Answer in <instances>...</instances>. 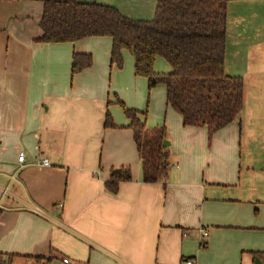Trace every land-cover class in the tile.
<instances>
[{
    "label": "crops",
    "instance_id": "1",
    "mask_svg": "<svg viewBox=\"0 0 264 264\" xmlns=\"http://www.w3.org/2000/svg\"><path fill=\"white\" fill-rule=\"evenodd\" d=\"M78 1L148 21L158 3ZM42 16L40 2L0 0V257L9 264L264 260V0H229L225 70L244 80V107L240 122L211 140L207 128L183 125L165 85L150 89L135 74L131 52L123 51L119 69L109 37L39 42ZM74 54L91 55L92 67L73 74ZM155 72L172 68L158 57ZM120 102L149 129L167 130L165 185L144 183ZM107 114L114 128H105ZM124 167L133 179L112 194L105 184Z\"/></svg>",
    "mask_w": 264,
    "mask_h": 264
},
{
    "label": "trees",
    "instance_id": "2",
    "mask_svg": "<svg viewBox=\"0 0 264 264\" xmlns=\"http://www.w3.org/2000/svg\"><path fill=\"white\" fill-rule=\"evenodd\" d=\"M43 4L40 22L42 43H71L91 37L113 41L112 63L124 66L123 51L135 59V74L149 80V88L166 86L167 104L182 116L185 127L207 128L210 140L228 125L240 122L244 107L242 78L225 70L229 0H158L154 19L135 20L117 8L78 0H25ZM158 57L172 72L155 73ZM93 57L74 54L72 72L92 67ZM124 109L131 123L146 184H166L170 172L169 148L164 146L167 130L147 128L139 112ZM107 114L105 128H114ZM129 168L113 169L106 189L117 194L122 183L131 182ZM13 260V256L8 257ZM33 264H51L36 258Z\"/></svg>",
    "mask_w": 264,
    "mask_h": 264
},
{
    "label": "built area",
    "instance_id": "3",
    "mask_svg": "<svg viewBox=\"0 0 264 264\" xmlns=\"http://www.w3.org/2000/svg\"><path fill=\"white\" fill-rule=\"evenodd\" d=\"M18 162L20 164H23L26 162V157L24 154H21L18 158ZM44 164L47 165L48 164V160H44ZM0 169H1V164H0ZM201 233L204 235V237H207L208 236V231L202 229L201 230ZM185 236H187V234H185ZM65 263H68V260H65L64 261ZM0 264H9V262L6 260V258L4 257H0ZM186 264H196V261L194 259H188L186 261Z\"/></svg>",
    "mask_w": 264,
    "mask_h": 264
},
{
    "label": "water",
    "instance_id": "4",
    "mask_svg": "<svg viewBox=\"0 0 264 264\" xmlns=\"http://www.w3.org/2000/svg\"><path fill=\"white\" fill-rule=\"evenodd\" d=\"M164 146L168 147L169 146V142L165 141ZM254 264H264V260H262L260 258H256L255 261H254Z\"/></svg>",
    "mask_w": 264,
    "mask_h": 264
},
{
    "label": "rangeland",
    "instance_id": "5",
    "mask_svg": "<svg viewBox=\"0 0 264 264\" xmlns=\"http://www.w3.org/2000/svg\"><path fill=\"white\" fill-rule=\"evenodd\" d=\"M155 73H156V72H155ZM156 74H159V75H165L166 73L161 74V73L159 72V73H156ZM146 124H148V123H146ZM156 127H161V126H155V127H153V128H156ZM147 128H149L148 125H147Z\"/></svg>",
    "mask_w": 264,
    "mask_h": 264
}]
</instances>
